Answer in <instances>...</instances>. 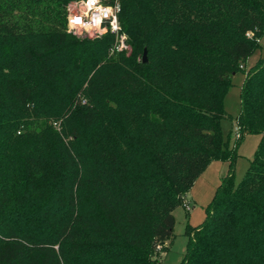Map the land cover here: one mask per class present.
Returning a JSON list of instances; mask_svg holds the SVG:
<instances>
[{"label": "trees", "instance_id": "1", "mask_svg": "<svg viewBox=\"0 0 264 264\" xmlns=\"http://www.w3.org/2000/svg\"><path fill=\"white\" fill-rule=\"evenodd\" d=\"M76 0H0V264H163L174 210L229 169L180 264H264V0H123L131 53L68 32ZM144 50L148 51L143 61ZM261 135L236 182L237 149Z\"/></svg>", "mask_w": 264, "mask_h": 264}, {"label": "rangeland", "instance_id": "2", "mask_svg": "<svg viewBox=\"0 0 264 264\" xmlns=\"http://www.w3.org/2000/svg\"><path fill=\"white\" fill-rule=\"evenodd\" d=\"M83 0H76L69 6V11H79L82 7ZM69 13V14H70ZM68 28V27H67ZM68 32L80 37V38H95V34L90 32H79L70 31ZM261 47L255 55L250 57L248 61L243 64V71L233 76V84L229 88L227 95L225 96V110L232 116L231 119L222 121V128L224 135L227 138L229 133L232 131L230 143L233 144L235 138H238L236 120L239 115L241 108V90L244 83L245 75L250 70L257 59L264 54V36L259 40ZM128 55L131 53L130 47L123 51ZM240 134V133H239ZM261 135L257 134H246L241 141L240 146L237 149V162L235 166L236 182L239 183L244 177L247 169L249 168L251 161L256 150L259 147ZM229 169V163L220 160H214L209 167L200 175L195 185L186 195V200L189 202L188 206L192 210L191 214L187 213L185 206H178L174 210L175 216V231H174V242L166 254V258L163 264H180L184 259V254L188 248V236L185 234L186 227L188 224L192 226H199L207 215V205L214 197L215 189L221 183L222 178L225 176ZM196 207L194 210L193 208Z\"/></svg>", "mask_w": 264, "mask_h": 264}, {"label": "built area", "instance_id": "3", "mask_svg": "<svg viewBox=\"0 0 264 264\" xmlns=\"http://www.w3.org/2000/svg\"><path fill=\"white\" fill-rule=\"evenodd\" d=\"M123 0H83L79 11L68 15V29L70 31L90 32L95 36L111 33L115 41L110 49L111 55H116L130 47L129 36L123 30L120 15ZM238 136L240 128L237 126ZM188 209L189 206L186 204Z\"/></svg>", "mask_w": 264, "mask_h": 264}, {"label": "crops", "instance_id": "4", "mask_svg": "<svg viewBox=\"0 0 264 264\" xmlns=\"http://www.w3.org/2000/svg\"><path fill=\"white\" fill-rule=\"evenodd\" d=\"M218 187V186H217ZM216 190V189H215ZM213 198V197H212ZM190 202V201H189ZM187 200H185V205H183V206H185V208H186V210H187V213L188 214H191V212H192V210H190V209H188L187 207H186V204H188L189 203ZM194 207V206H193ZM194 210L196 209V207H194L193 208ZM166 258V257H165ZM165 260V259H164Z\"/></svg>", "mask_w": 264, "mask_h": 264}, {"label": "water", "instance_id": "5", "mask_svg": "<svg viewBox=\"0 0 264 264\" xmlns=\"http://www.w3.org/2000/svg\"><path fill=\"white\" fill-rule=\"evenodd\" d=\"M144 55H143V61L146 62L147 61V54H148V51L144 50Z\"/></svg>", "mask_w": 264, "mask_h": 264}]
</instances>
